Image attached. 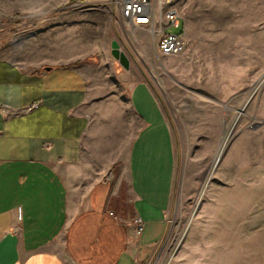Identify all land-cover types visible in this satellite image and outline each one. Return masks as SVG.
Returning <instances> with one entry per match:
<instances>
[{"label": "crops", "instance_id": "obj_1", "mask_svg": "<svg viewBox=\"0 0 264 264\" xmlns=\"http://www.w3.org/2000/svg\"><path fill=\"white\" fill-rule=\"evenodd\" d=\"M17 21L22 38L2 37ZM112 23L110 0H0V264H145L164 233L174 147L156 96L130 63L105 90L82 62L108 56Z\"/></svg>", "mask_w": 264, "mask_h": 264}, {"label": "rangeland", "instance_id": "obj_2", "mask_svg": "<svg viewBox=\"0 0 264 264\" xmlns=\"http://www.w3.org/2000/svg\"><path fill=\"white\" fill-rule=\"evenodd\" d=\"M177 4L191 39L184 55L159 54L147 30L122 32L114 19L111 28L130 78L156 96L174 147L164 233L145 264H264V0ZM30 27L8 24L2 37L22 38ZM106 47L107 57L82 62L98 64L105 90L119 89L122 66Z\"/></svg>", "mask_w": 264, "mask_h": 264}, {"label": "built area", "instance_id": "obj_3", "mask_svg": "<svg viewBox=\"0 0 264 264\" xmlns=\"http://www.w3.org/2000/svg\"><path fill=\"white\" fill-rule=\"evenodd\" d=\"M110 3L114 22L122 32L147 30L154 39L155 50L162 55L180 56L189 50L191 39L186 34L184 14L177 0H110ZM169 27L178 31L167 32ZM130 223L135 232L142 231L143 221L139 217H133Z\"/></svg>", "mask_w": 264, "mask_h": 264}, {"label": "water", "instance_id": "obj_4", "mask_svg": "<svg viewBox=\"0 0 264 264\" xmlns=\"http://www.w3.org/2000/svg\"><path fill=\"white\" fill-rule=\"evenodd\" d=\"M111 54L112 56L125 68L128 67V58L119 49L118 43L114 40L111 42ZM260 124H256L254 128L258 127Z\"/></svg>", "mask_w": 264, "mask_h": 264}, {"label": "bare ground", "instance_id": "obj_5", "mask_svg": "<svg viewBox=\"0 0 264 264\" xmlns=\"http://www.w3.org/2000/svg\"><path fill=\"white\" fill-rule=\"evenodd\" d=\"M239 114H240V110L237 112V116H238ZM230 129H231V128H230ZM230 129H228V130L226 131V133L224 134V137H223V139H222L221 144L219 145V149H218L217 154H216L215 162H216V159H217L218 157H220V155L222 154V151L224 150V147H225V145H226V142H227V139H228V136H229V133H230Z\"/></svg>", "mask_w": 264, "mask_h": 264}]
</instances>
